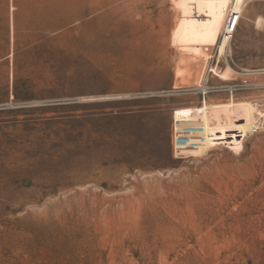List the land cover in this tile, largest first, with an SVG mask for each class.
I'll return each instance as SVG.
<instances>
[{"label":"rangeland","instance_id":"obj_1","mask_svg":"<svg viewBox=\"0 0 264 264\" xmlns=\"http://www.w3.org/2000/svg\"><path fill=\"white\" fill-rule=\"evenodd\" d=\"M185 3L0 0V264H264V0Z\"/></svg>","mask_w":264,"mask_h":264},{"label":"crops","instance_id":"obj_2","mask_svg":"<svg viewBox=\"0 0 264 264\" xmlns=\"http://www.w3.org/2000/svg\"><path fill=\"white\" fill-rule=\"evenodd\" d=\"M250 0H244L242 18L239 26L244 24V8ZM235 0H186L181 10V18L177 23V39L181 46L216 45L225 22L228 7ZM261 19L257 17L258 25ZM239 28V27H238Z\"/></svg>","mask_w":264,"mask_h":264},{"label":"bare ground","instance_id":"obj_3","mask_svg":"<svg viewBox=\"0 0 264 264\" xmlns=\"http://www.w3.org/2000/svg\"><path fill=\"white\" fill-rule=\"evenodd\" d=\"M243 7H244V0H235V2L231 3L230 6L228 7V10H227V15H226V18H225V22L227 20V17H228V12L230 10H239V11H243ZM225 22L223 24V27L221 29V33L223 31V36H221V33H220V38H219V41H218V47L221 48L222 47V53L225 55L227 54V51H229L230 49V46H231V41L230 39L228 38V36L224 35V27H225ZM258 25H261V19L259 20L258 22ZM264 70H257V71H251V70H248L244 73H263Z\"/></svg>","mask_w":264,"mask_h":264},{"label":"built area","instance_id":"obj_4","mask_svg":"<svg viewBox=\"0 0 264 264\" xmlns=\"http://www.w3.org/2000/svg\"><path fill=\"white\" fill-rule=\"evenodd\" d=\"M241 18L242 11L232 9L228 12V17L224 27V35L228 36L230 40H232L237 34Z\"/></svg>","mask_w":264,"mask_h":264}]
</instances>
